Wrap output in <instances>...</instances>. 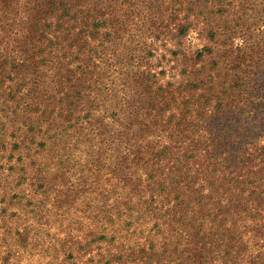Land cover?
<instances>
[{
	"label": "rangeland",
	"instance_id": "374dc122",
	"mask_svg": "<svg viewBox=\"0 0 264 264\" xmlns=\"http://www.w3.org/2000/svg\"><path fill=\"white\" fill-rule=\"evenodd\" d=\"M57 1H63L69 7V14L57 23L69 29V35L64 34L66 43L62 37L60 42L67 47L70 45L68 61L72 62L70 70L64 68L59 72L63 79L56 86L58 89L69 92L73 85H93L82 75L85 67L94 80L99 77L101 85L109 86L113 75L108 67L110 60L129 62V69L123 73L127 75L120 79L129 91L128 105L135 104V100L138 102L142 98L141 92L152 96L156 81L168 91L166 106L160 115L163 118L156 119L157 123L167 121L168 132L171 131L169 124L176 122L177 115L181 124L189 125L188 128L194 131L203 128L204 122L210 123V117L217 110L226 127L235 118L239 125H244L245 117L235 115L234 111L229 116L228 107L249 108L257 100H262L264 0ZM46 2L0 0V55L3 54L1 58L5 59L7 66L12 63L10 57L15 49L25 50L23 54L28 56H40L44 39L27 44L28 39L23 36L34 39L38 36L27 21L43 25L54 21L51 15L41 12ZM34 7L37 9L33 10ZM97 20L103 22V36L96 33V39L86 38L84 34L93 32ZM26 28L32 31H26ZM180 30L184 35H179ZM211 32L217 45L209 38ZM203 47L213 48L214 54L197 59L196 54ZM99 57L103 61L98 62ZM39 64L40 60L36 65ZM44 71L53 73L48 69ZM152 74L156 76L152 77ZM64 78H68L69 83ZM192 82L199 85L200 95L189 99L193 94L188 84ZM243 89L247 93L242 96ZM114 100L110 112L118 120L114 123L115 130L120 122L126 126L134 124L131 125L134 140L152 130L155 111L144 113L137 109L135 112L126 106L123 108L125 113L118 116L115 114L120 109V102L117 97ZM123 103L127 105V101ZM191 109H195L200 125H194L195 122L193 127L190 126ZM56 123L51 120L52 126ZM43 128L30 126L23 134L25 139L21 140L16 137L18 131L14 136L4 135V124L0 123V264H116L118 261L120 264H201L219 260L220 250L231 252V256L235 251L244 253L245 239L250 234L243 233L242 237L241 230L245 229L231 223L229 213L223 209L232 206L228 200L234 194L243 202L238 184L220 180L214 184V190L206 193L204 200H214L211 207L219 208L216 215L212 213L209 218L216 220V224L220 222L227 230L218 232L219 238L224 237L220 243L215 235L200 236L192 251L195 255L188 260L181 236L175 239L173 235V229L178 227L168 228L169 225L162 224L160 218L139 215L141 219H137V223L125 220L126 224L121 218L117 219L115 226L108 221V218H115V211L124 203L135 202V199L128 201L130 197L124 196L125 192H137L136 184H118V179L111 176L113 173L107 178V172H113L114 165L104 169L106 157L122 161L121 157L127 153L124 150L126 145L135 144L131 138L123 139L119 132L112 138L109 136L113 151L106 153L102 138L95 139L78 131L70 136L71 129L65 131L59 127L58 130L63 132L62 145L66 148L67 142L72 141L75 151H53L43 135ZM234 129L227 131L231 137H234ZM173 132L178 133L180 129ZM261 144L264 145V141ZM134 150L135 147H131L130 151ZM94 161L97 167L93 165ZM53 167L56 168L52 170ZM92 167L98 169L94 183L90 180L91 172L87 171ZM119 174L114 173V176ZM77 177H81L82 184L69 183ZM151 194L158 195L157 190L152 189L146 196ZM187 194L179 193L185 200L180 210L189 215L196 195ZM196 202L202 206L199 197ZM203 211L208 218V207ZM251 215L249 212L247 217L251 218ZM199 217L202 218L201 214ZM173 223L182 226L179 217L171 226ZM163 235L167 239H160L158 244L157 240ZM120 254L123 256L121 260Z\"/></svg>",
	"mask_w": 264,
	"mask_h": 264
},
{
	"label": "trees",
	"instance_id": "16d2710c",
	"mask_svg": "<svg viewBox=\"0 0 264 264\" xmlns=\"http://www.w3.org/2000/svg\"><path fill=\"white\" fill-rule=\"evenodd\" d=\"M36 9L33 8V10ZM41 12L45 15H51L54 21H47L44 25L41 22L27 21L38 36L35 39L23 36V38L28 39L27 44L35 41L40 42L41 38L44 39L45 46L42 48L40 56L36 54H34L35 56H28L23 54L25 50L15 49L12 52L14 58L12 55L10 57L12 63L7 66L5 59L1 58L3 54L0 55V123L4 124V135L7 137L14 136L18 131L17 139L24 140V132H27L30 126L37 125L41 128L45 127L43 128V135L50 143H48L50 150L75 151V145L72 148V141L67 142L66 148L62 145L64 143L62 141L63 132L58 130L61 127L65 131L71 129L73 132H70V136L78 131L85 132L89 137L93 136L95 139L102 138L106 153L113 151V148L110 147L112 140L109 139V136L112 138L116 132H119L121 138H131L130 140H133L135 144L128 143L126 145L124 150L127 153L121 157L122 161L117 158L106 157L105 166H103L104 169L111 168L112 165L115 166L113 172L112 170L107 172V178H110L109 175L113 173L111 176L118 179V184H136L135 190L137 192L130 191L129 194L125 192L124 196L125 198L130 197L128 201L135 199V202L128 205L124 203L120 210L115 211V218H108V221L115 226L117 219L121 218L124 219V224L133 221L137 223V219H141L138 217L139 215L142 218H160L162 224L169 225L168 228L178 227L173 229L175 231L173 235H175V239L181 236L182 247L186 248L188 260L195 255L192 251L195 249L196 240L200 236L215 235L217 242L220 243L224 237L219 238L218 232L227 230V227H223L220 222L216 224V220L209 218L212 213L215 216L219 208L216 210V208L211 207L214 200L210 202L204 200L206 193L210 189L214 190V184L220 180H228V182L238 184L239 191L243 195L241 198L243 202L234 194L231 196V200H228L232 206L229 208L224 206L223 209L225 212L227 211L226 214L229 213L231 223L238 225V228L245 229V231L241 230V236L243 233L245 235L250 234L245 239L247 247L244 253L242 252L243 254L235 251L232 256L231 252L220 250L221 252H218L219 260L213 256L214 261L201 264H264V145L261 144V141H264V95L262 100H257L249 108L247 106L228 107L229 116L234 111L235 115L245 117L244 125L240 124V126L235 118L226 127V122L222 121L219 116L220 111L217 110L213 112L214 116L210 117V123L204 122L203 128H196L194 131L192 128H188L189 125L181 124V119L178 120L179 116L177 115L176 122L169 124L171 131L168 132L167 121L163 123L156 121L158 118H163V115H160L166 106L168 91H164L162 86L157 85L156 81H154L156 90L152 96L151 94L147 96L141 92L142 98L138 102L135 100V104L128 105L129 91L126 90L125 84L120 82V79L127 75L123 73L129 69V62L110 60L108 67L112 70L113 75L109 86L101 85L99 77L94 80L90 76V70L85 67L81 71L83 72L82 75L85 78L88 77L93 85L85 87L73 85L71 89V84L69 92L62 90V88H56L63 79L62 76L58 75L59 72L64 68L70 70V64H72L71 61H68L70 45L67 47L60 42V37L65 42L64 36L69 35V29L57 23V21L62 22L61 19L69 14V7L63 1L47 0ZM102 27L103 22L97 20L93 26V32H86L84 36L96 39L97 33L98 36L102 37L104 34ZM26 31L31 32L32 30L26 28ZM180 31L179 35H184L183 30ZM209 38L211 42L217 45V40L212 32ZM213 54V48L203 47L197 52L196 58L201 59L204 55ZM38 60H40L39 66L36 65ZM97 61L103 60L99 57ZM45 69L53 73L48 74L44 71ZM155 76L152 74V77ZM64 80L69 81L68 78H64ZM188 87L193 94L189 99L198 98L200 95L198 93L199 85L192 82L188 84ZM241 91L242 96L247 93L244 89ZM115 97L120 102L117 103L120 105V109L115 115H123L125 113L123 108L126 106L127 109L135 112L137 109H140V112L155 111L152 130L142 136H137L138 138L135 140L133 126H131L134 124L129 123L130 126H126L120 122L119 128L115 130L114 123L118 120L113 118L114 113L110 112V107L114 106L116 102ZM123 101H127V105H124ZM190 113L193 115L189 117L192 119L190 126L193 127L192 124L195 122L194 125H200L201 122L197 118L195 109H191ZM223 115L221 113L222 117ZM51 120H56L57 125L52 126ZM232 128H235L232 132V134L235 133L234 137L227 133ZM179 129L180 132H173L179 131ZM82 141L83 138L77 142V146ZM13 143L16 144L17 142ZM133 146L135 150L130 151ZM95 163L96 161L93 165L97 167ZM55 168L53 167L52 170ZM97 170L94 167L87 170L88 173L91 172V183L97 180ZM114 173L120 174L114 176ZM80 178L77 177L74 182L69 183L82 184ZM247 184L250 186H246ZM152 189L157 190L158 195L151 194L152 196L147 197L146 195ZM179 193H188V196L191 193L195 194L196 198L199 197L203 202L201 203L202 206L196 202L195 198L189 215L185 214L187 212H181L180 207L185 204V200ZM252 196L255 197L252 198ZM209 197L214 199L212 195ZM190 201H192L191 198ZM206 206L209 212L208 218L205 217L203 211ZM202 208L203 210H201ZM249 212L252 213L251 218L247 217ZM199 214L202 218L199 217ZM177 217L181 219L182 226H176L175 223L171 226ZM166 237L165 235L160 236L157 243L159 244L160 239L166 240ZM220 245L222 246V243ZM119 256L121 260L123 256L121 254ZM117 263L120 264L121 262L118 261Z\"/></svg>",
	"mask_w": 264,
	"mask_h": 264
}]
</instances>
